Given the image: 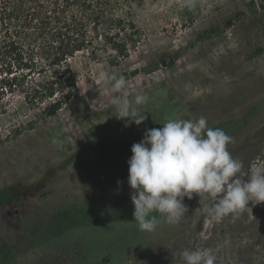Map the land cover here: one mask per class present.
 I'll return each instance as SVG.
<instances>
[{
	"label": "rangeland",
	"instance_id": "1",
	"mask_svg": "<svg viewBox=\"0 0 264 264\" xmlns=\"http://www.w3.org/2000/svg\"><path fill=\"white\" fill-rule=\"evenodd\" d=\"M262 3L128 0L141 39L118 64L109 52L70 56L77 90L56 115H40L18 92L3 100L0 264H182L179 253L197 247L212 249L216 264H264V202L210 223L202 206L212 202L193 193L180 223L159 214L155 231L145 232L130 217L127 182L132 144L169 119L203 116L222 129L244 172L264 160ZM214 26L219 33H206ZM174 53L172 63L161 61ZM102 71L126 72L130 99L147 95L141 124L125 127L128 118L115 116Z\"/></svg>",
	"mask_w": 264,
	"mask_h": 264
},
{
	"label": "clouds",
	"instance_id": "2",
	"mask_svg": "<svg viewBox=\"0 0 264 264\" xmlns=\"http://www.w3.org/2000/svg\"><path fill=\"white\" fill-rule=\"evenodd\" d=\"M99 79L109 85L111 105L118 119L141 124L145 115L138 107L148 101L146 94L129 98L126 80L115 73L101 72ZM161 128L145 129L143 138L131 146L127 182L134 205L133 218L139 230L155 231L159 213L166 223L176 225L188 208L184 198L193 193L210 200L202 206L211 222L237 216L247 207L264 202V160L250 164L244 172L242 161L228 150L232 138L220 128H210L205 117L169 119ZM247 176V179L243 177ZM119 184L120 181H117ZM206 238V237H205ZM182 264H216L210 248H185L179 253Z\"/></svg>",
	"mask_w": 264,
	"mask_h": 264
},
{
	"label": "trees",
	"instance_id": "3",
	"mask_svg": "<svg viewBox=\"0 0 264 264\" xmlns=\"http://www.w3.org/2000/svg\"><path fill=\"white\" fill-rule=\"evenodd\" d=\"M128 0H0V106L16 92L44 117L54 116L76 94L68 58L86 51L112 64L127 58L141 39ZM262 7L264 4H260ZM238 12L235 16L240 15ZM233 18L225 21V26ZM218 26L206 33H219ZM176 53L168 56L172 63ZM126 77V72L119 76ZM4 107V106H3ZM6 192H0L2 197ZM158 217L159 213H152ZM133 218V214H130Z\"/></svg>",
	"mask_w": 264,
	"mask_h": 264
}]
</instances>
